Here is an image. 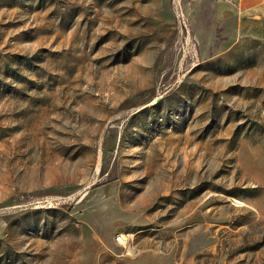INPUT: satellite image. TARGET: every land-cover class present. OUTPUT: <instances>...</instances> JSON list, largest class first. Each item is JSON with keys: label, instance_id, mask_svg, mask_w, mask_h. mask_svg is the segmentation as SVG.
I'll return each mask as SVG.
<instances>
[{"label": "rangeland", "instance_id": "rangeland-1", "mask_svg": "<svg viewBox=\"0 0 264 264\" xmlns=\"http://www.w3.org/2000/svg\"><path fill=\"white\" fill-rule=\"evenodd\" d=\"M0 264H264V15L0 0Z\"/></svg>", "mask_w": 264, "mask_h": 264}, {"label": "crops", "instance_id": "crops-1", "mask_svg": "<svg viewBox=\"0 0 264 264\" xmlns=\"http://www.w3.org/2000/svg\"><path fill=\"white\" fill-rule=\"evenodd\" d=\"M238 11L249 18L264 15V0H236Z\"/></svg>", "mask_w": 264, "mask_h": 264}, {"label": "built area", "instance_id": "built-area-1", "mask_svg": "<svg viewBox=\"0 0 264 264\" xmlns=\"http://www.w3.org/2000/svg\"><path fill=\"white\" fill-rule=\"evenodd\" d=\"M126 242L127 241H126L125 237L122 236V235H118V236L115 237V243L117 245L125 246L126 245Z\"/></svg>", "mask_w": 264, "mask_h": 264}]
</instances>
